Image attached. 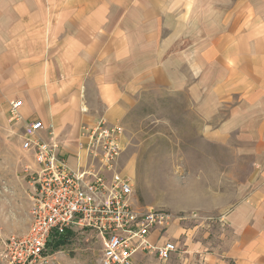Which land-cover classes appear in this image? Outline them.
I'll use <instances>...</instances> for the list:
<instances>
[{
	"label": "crops",
	"instance_id": "1",
	"mask_svg": "<svg viewBox=\"0 0 264 264\" xmlns=\"http://www.w3.org/2000/svg\"><path fill=\"white\" fill-rule=\"evenodd\" d=\"M160 93L188 97L195 148L237 182L216 219L186 213L150 235L179 245L161 264H264V0H0L4 132L25 141L41 121L37 136L78 169L83 125L105 118L126 143L134 109Z\"/></svg>",
	"mask_w": 264,
	"mask_h": 264
},
{
	"label": "rangeland",
	"instance_id": "2",
	"mask_svg": "<svg viewBox=\"0 0 264 264\" xmlns=\"http://www.w3.org/2000/svg\"><path fill=\"white\" fill-rule=\"evenodd\" d=\"M190 108L188 97L178 93L145 95L130 118L120 168L133 183L137 207L216 219L234 199L237 182L223 179L228 166L213 163L211 148H195L196 118ZM23 143L17 133L0 129V253L10 237L27 233L32 222L30 173L37 163ZM68 239L51 250L49 264H101L105 241L99 231L75 228ZM0 264H5L1 256ZM152 264L161 261L154 258Z\"/></svg>",
	"mask_w": 264,
	"mask_h": 264
},
{
	"label": "built area",
	"instance_id": "3",
	"mask_svg": "<svg viewBox=\"0 0 264 264\" xmlns=\"http://www.w3.org/2000/svg\"><path fill=\"white\" fill-rule=\"evenodd\" d=\"M22 100L12 102L18 121ZM41 121L27 124L24 149L33 151L37 167L31 171L32 222L27 233L10 237L1 250L5 264H49L53 245L75 228L99 231L105 241L101 264H136L140 253L168 261L179 250L176 241H150L154 231L165 232L175 216L161 208L141 209L133 201L131 179L122 173L124 129L101 118L83 125L80 146L86 161L72 168L60 155V144L40 139Z\"/></svg>",
	"mask_w": 264,
	"mask_h": 264
},
{
	"label": "trees",
	"instance_id": "4",
	"mask_svg": "<svg viewBox=\"0 0 264 264\" xmlns=\"http://www.w3.org/2000/svg\"><path fill=\"white\" fill-rule=\"evenodd\" d=\"M70 234H72V231H71V230H68V231H67V234L65 235V237L62 238V239H60L59 241H57V242L53 245V247H54V248H55V247H59V246L62 245V244H66V243H68V241H69L68 238H70Z\"/></svg>",
	"mask_w": 264,
	"mask_h": 264
}]
</instances>
